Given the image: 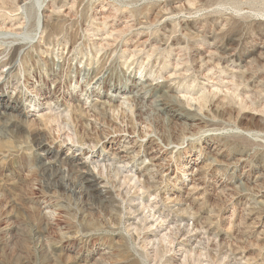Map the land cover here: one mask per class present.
Returning <instances> with one entry per match:
<instances>
[{
  "label": "rangeland",
  "instance_id": "374dc122",
  "mask_svg": "<svg viewBox=\"0 0 264 264\" xmlns=\"http://www.w3.org/2000/svg\"><path fill=\"white\" fill-rule=\"evenodd\" d=\"M0 264H264V0H0Z\"/></svg>",
  "mask_w": 264,
  "mask_h": 264
}]
</instances>
